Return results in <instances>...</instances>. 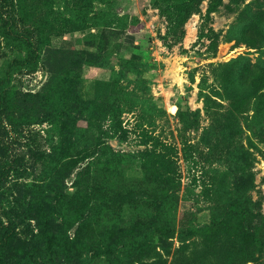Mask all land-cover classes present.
<instances>
[{"label": "rangeland", "instance_id": "374dc122", "mask_svg": "<svg viewBox=\"0 0 264 264\" xmlns=\"http://www.w3.org/2000/svg\"><path fill=\"white\" fill-rule=\"evenodd\" d=\"M73 1L0 19V219L26 247L5 264H264V232L250 248L238 233L241 207L264 215V0H202L181 39L165 0H87L91 22ZM156 138L170 164L141 154ZM166 200L174 231L146 239Z\"/></svg>", "mask_w": 264, "mask_h": 264}, {"label": "trees", "instance_id": "16d2710c", "mask_svg": "<svg viewBox=\"0 0 264 264\" xmlns=\"http://www.w3.org/2000/svg\"><path fill=\"white\" fill-rule=\"evenodd\" d=\"M202 0H165V5L161 6V11L163 15L167 18L168 22H171L172 28L178 30V38H183L185 35V28L184 24L189 19L193 12L199 10V5ZM87 0H74L73 4V12L78 16L80 22H91L89 19L90 10L86 5ZM17 11L16 9V2L15 0H0V19L2 22H7L5 24V31H8V22H10V17H12V12ZM6 13L7 17L3 18V14ZM27 50L34 51L36 47L33 46L29 40H26ZM22 63H31V68L36 69L37 67V59L32 55H26ZM70 89L67 87L65 88L64 92L62 93L60 110L58 111V121L60 122V129H59V150H61V155L63 158L69 157L71 154V149L73 147L71 143V139L67 137L66 133V117L67 115L66 109L69 104V97H70ZM5 94L0 91V106L4 105ZM113 100V99H112ZM74 101L71 102L72 106ZM77 103H75L74 107ZM70 105V104H69ZM102 113L104 115L110 116L112 121H115V128L122 129L120 112H119V104L114 101L107 100L101 106ZM69 112V110H68ZM70 113V112H69ZM156 141L151 143V147L146 148L144 151L141 152L142 155L154 156V155H161L163 156L164 163L170 164L171 159L169 155L164 152L162 149L165 144L159 138H156ZM147 141L150 140H145ZM160 145V148H159ZM163 151V152H162ZM86 166V165H85ZM83 166V167H85ZM81 165H77V172L80 171ZM169 170H167L168 172ZM76 172V173H77ZM239 207V206H237ZM240 215L242 218L247 222L249 226L239 233V241L241 242L242 246L245 248H250L254 245L253 242H257V235L264 232V215L263 214H256L251 215V212L245 210V208L241 207ZM177 211V201L176 200H166L160 207L159 213L157 216L156 221L151 225V227L145 232L146 239H151L155 234L160 236L169 235L174 231V228L171 226L169 221V216H174ZM185 214L187 216L194 215L193 210H188ZM184 214V215H185ZM183 215V216H184ZM181 219L180 229L184 230V219ZM256 218V219H255ZM257 220L254 222V220ZM188 232L193 233V228H188ZM138 239V237H137ZM132 239L134 244H136L139 249L143 248L140 247L139 240ZM52 242L51 236L47 234V244L50 246ZM114 242H111L106 246L103 250L104 253L110 256V254L114 251ZM25 241L18 235L15 231V227L10 224V222H4L0 219V262L5 264L8 260L12 259L14 256H20L22 253H25Z\"/></svg>", "mask_w": 264, "mask_h": 264}, {"label": "bare ground", "instance_id": "6f19581e", "mask_svg": "<svg viewBox=\"0 0 264 264\" xmlns=\"http://www.w3.org/2000/svg\"><path fill=\"white\" fill-rule=\"evenodd\" d=\"M171 111H172V112H174V111H175V107H174V106L172 107Z\"/></svg>", "mask_w": 264, "mask_h": 264}]
</instances>
